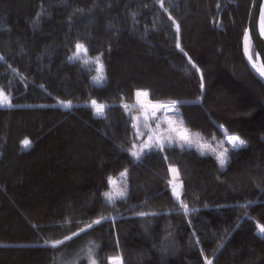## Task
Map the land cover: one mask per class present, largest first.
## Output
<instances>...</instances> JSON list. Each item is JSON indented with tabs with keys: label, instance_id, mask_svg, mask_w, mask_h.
Listing matches in <instances>:
<instances>
[{
	"label": "trees",
	"instance_id": "1",
	"mask_svg": "<svg viewBox=\"0 0 264 264\" xmlns=\"http://www.w3.org/2000/svg\"><path fill=\"white\" fill-rule=\"evenodd\" d=\"M250 4L0 0V90L13 105L0 108V264H65L91 245L101 264L117 255L123 264H264V85L242 53ZM77 43L101 57L104 85L68 60ZM137 90L175 103L203 137L238 135L246 146L223 168L178 147L134 160L122 106ZM124 170L127 196L109 205L108 177Z\"/></svg>",
	"mask_w": 264,
	"mask_h": 264
},
{
	"label": "rangeland",
	"instance_id": "2",
	"mask_svg": "<svg viewBox=\"0 0 264 264\" xmlns=\"http://www.w3.org/2000/svg\"><path fill=\"white\" fill-rule=\"evenodd\" d=\"M262 16H264V7H263ZM248 50L250 51V46ZM74 52H76V48L74 49L73 53ZM73 53L71 54V56L73 55ZM80 56H81V59H78L72 62H77L80 65H82L85 69L89 70L91 72V83L95 86H101V85H97L92 79L94 76L97 75L96 69L98 66L93 62L96 56L91 57L88 55V53H84L83 51H81ZM85 59H88L90 62L88 64H84L83 61ZM251 61L255 65V68L258 70L260 66L257 63V61L252 60V58H251ZM104 75H105V72H104ZM104 83L102 85H104ZM0 100L3 101L4 105H7L10 102V97L6 95L5 93H3V97H0ZM145 101H146V104H143L140 98V102L139 101L137 102L135 100L133 104L122 106L125 113L131 118V121L134 127L133 128L134 129V140H133V144L130 147L129 153L131 155V153L135 151L141 154L140 159H137L136 157H133L131 155V157L134 160H138V161L141 160L145 154L151 151H155L157 149L155 147L156 145L163 144L164 148L178 147L180 149H189L191 151H194L195 153L197 152L198 155L204 156V157L211 155V157L217 160L220 168H223L226 165L225 164L223 167L220 166L219 161H218V156L221 153H225L227 157V162H228L231 150H235V149H233L232 145L227 142L225 133L222 139H216V138L207 139L203 137L201 134H199L198 132L192 131L189 128H187L184 125V122L182 119L180 121L177 118L165 117L164 115L166 114L165 111L178 109L175 103H165V102L159 103L158 105L159 107H156V106H152L151 105L152 103H148L147 100ZM148 104L151 106H147ZM88 105L92 108L94 112L91 102ZM60 106L63 107L62 104H60ZM0 108H9V107L0 106ZM186 140L190 141L191 143L190 144L186 143L185 142ZM143 145H152V148L151 149L142 148ZM172 168L174 167H169L170 181H171V183L169 181V188L173 194V186H175L176 194L173 195V197L176 201H180L179 194H181L180 193L181 183L178 180V175L176 171L175 172L171 171ZM112 178L115 181V184L113 185L108 184L109 186L106 192L112 191L115 194V192L117 191L124 190L125 185L127 188V181H126L127 176L121 177L119 173L117 176L112 177ZM114 199H115V202L119 200H123L119 197H115V195H114ZM104 201L106 202L105 198H104ZM106 203L109 205H114V203H108V202ZM103 221L105 220H102V222ZM93 226H95V224ZM259 227H262V226L256 223V233L259 236L263 237L264 234L260 233ZM88 229L90 228L85 227L83 230L85 231ZM90 248L93 250V257L95 258L97 264H101L98 258V247L96 245L87 246L82 252H79L72 259L65 262V264H90L89 259L87 257V253ZM207 261L208 260L205 261V264H207Z\"/></svg>",
	"mask_w": 264,
	"mask_h": 264
},
{
	"label": "snow or ice",
	"instance_id": "3",
	"mask_svg": "<svg viewBox=\"0 0 264 264\" xmlns=\"http://www.w3.org/2000/svg\"><path fill=\"white\" fill-rule=\"evenodd\" d=\"M160 2H161V6L163 7V0H160ZM165 11H167V9H165ZM169 19L170 20L172 19L171 16H169ZM173 23H175V21H173ZM176 31H177V33H179V31H180V26L179 25H176ZM247 35L248 34L246 33V37H247ZM251 39L253 40V42L255 44L256 54L259 55L261 51H264V16L261 17V22H260V27H259V31L258 32H257V30L255 28V18L253 19V28H252V32H251ZM176 47L179 48L180 51L182 53H184V55H187V53L184 52L183 48L180 47L179 43L176 44ZM75 48H76V52H74L72 56L68 57L69 61H75V60L81 59V56H80L81 51H83L84 53H87V51H88V49L85 48L84 45H82L80 43H77L75 45ZM246 51H247V49H246ZM251 58L252 57L249 56V59H251ZM0 59H3V58L0 57ZM89 62L90 61L88 59H85L83 61L84 64H88ZM93 62L98 67L96 69L97 70V75L94 76L92 79L97 85H101L102 86V84L106 80V76L104 75V71H103L104 66H103V63L101 61V57L100 56H96L94 58ZM189 62L191 63L190 58H189ZM193 67H195V65H193ZM198 70L199 69H197V71ZM261 75H264V72H261ZM201 88H203V83H201ZM136 95L137 96L148 95V92L147 91L141 92L140 90H137ZM0 97H3V91L2 90H0ZM91 105H92V107L94 109V114L95 115L101 116V117L105 116V108H106V106L104 104L98 103L96 100H92L91 101ZM0 106L12 107L13 105H11L10 102L7 105H4L3 101L0 100ZM62 106L66 107V108H71L72 107L71 102H68L67 104H62ZM228 140L232 144V148L233 149H238L241 146H246V143H247L243 138H241L238 135L228 136ZM185 142L189 143V144L191 143L190 141H187V140ZM30 144H31V142L27 138L22 141V145L25 148L30 147ZM155 147L157 149H159V150H163L164 145L163 144H158ZM142 148L151 149L152 145H143ZM131 155L133 157H136L137 159H140V155L141 154L138 153V152L133 151L131 153ZM218 161H219V164H220L221 167H223L226 164L227 157H226L225 153H221L218 156ZM171 171L175 172L176 169L172 168ZM120 175H121V177H126L127 176V170H125L124 172L120 173ZM170 183H171V181H170ZM108 184L109 185L115 184V181L113 180L112 177H108ZM173 194L174 195L176 194L175 186H173ZM114 195H115V197H119L121 199L126 197L127 196L126 185H125L124 190L117 191V192H115V194L112 191L103 193V196H104L106 202H108V203H115ZM182 207L184 208L185 211H187L188 206L186 204L182 205ZM140 215H144V213H141ZM107 219H108L107 217H102L101 219H97V220L93 221L92 223L88 224L87 227L88 228H92V226L94 224L95 225H100L102 223V220H107ZM82 231H84V230L82 229ZM259 231H260V233L264 234V226L259 227ZM73 235H77V234L73 233ZM71 239H72L71 236L65 237V240H71ZM63 243H64V241L57 240L51 245V247L56 248V247H58L59 245H61ZM222 246L223 245H221V247ZM87 257L89 259L90 264H97L95 258L93 257V250L91 248L88 250ZM108 264H123L122 257L119 256V255L114 256V257H109L108 258ZM207 264H212V261L208 260Z\"/></svg>",
	"mask_w": 264,
	"mask_h": 264
},
{
	"label": "water",
	"instance_id": "4",
	"mask_svg": "<svg viewBox=\"0 0 264 264\" xmlns=\"http://www.w3.org/2000/svg\"><path fill=\"white\" fill-rule=\"evenodd\" d=\"M263 7H264V0H251L247 22H246V28H245V32H244L243 39H242V53H243V58L248 68L250 69V71L264 85V75L258 74V72L255 70L251 59H249L250 55L247 49V42H248L253 48L255 58H256L257 63L260 66V69L262 70V72H264V51H261L260 54L257 55L255 44L253 40L251 39L253 19L255 18V28L258 32L259 27H260ZM246 33L248 34L247 37H246Z\"/></svg>",
	"mask_w": 264,
	"mask_h": 264
},
{
	"label": "crops",
	"instance_id": "5",
	"mask_svg": "<svg viewBox=\"0 0 264 264\" xmlns=\"http://www.w3.org/2000/svg\"><path fill=\"white\" fill-rule=\"evenodd\" d=\"M141 91V90H140ZM141 92H144V91H141ZM136 93H137V91L135 92V100L138 102H140V98H141V101L143 102V104H146V101L145 100H147L148 101V103H152L151 105L152 106H156V107H159L158 105H159V103H163V102H151L150 100H149V97H148V95H140V96H137L136 95ZM150 101V102H149ZM151 105H147V106H151ZM177 107V106H176ZM165 108V107H164ZM177 109V108H176ZM165 113L166 114H164L165 115V117H167V118H177V119H179L180 121H181V119H182V117H181V115H180V112H179V110L177 109V110H170V111H165ZM157 150H159V149H157Z\"/></svg>",
	"mask_w": 264,
	"mask_h": 264
},
{
	"label": "bare ground",
	"instance_id": "6",
	"mask_svg": "<svg viewBox=\"0 0 264 264\" xmlns=\"http://www.w3.org/2000/svg\"><path fill=\"white\" fill-rule=\"evenodd\" d=\"M249 46H250V51L248 50V52H250L249 53V55L252 57V55H251V48H252V46L247 42V49H249ZM254 53V52H253ZM255 55V54H254ZM253 60V59H252ZM255 60H256V58H255ZM254 60V61H255ZM253 63V62H252ZM253 66H254V68H255V65L253 64ZM255 70L258 72V74H261V72H262V70L260 69V68H258V70L255 68ZM142 91V90H141ZM102 118V117H101ZM132 123V122H131ZM134 128V127H133ZM133 131H134V129H133ZM225 135V134H224ZM226 136V140H227V142L229 143V144H231L230 142H229V140H228V136H231V135H228V134H226L225 135ZM232 145V144H231ZM171 146V145H170ZM166 147V146H165ZM153 150V149H152ZM157 150V149H156ZM236 150V149H235ZM197 153V152H196ZM229 153V152H228ZM211 156V155H210ZM174 195V194H173ZM180 195V194H179Z\"/></svg>",
	"mask_w": 264,
	"mask_h": 264
}]
</instances>
